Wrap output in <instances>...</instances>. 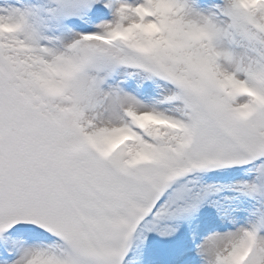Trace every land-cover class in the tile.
<instances>
[{"label":"snow or ice","instance_id":"snow-or-ice-1","mask_svg":"<svg viewBox=\"0 0 264 264\" xmlns=\"http://www.w3.org/2000/svg\"><path fill=\"white\" fill-rule=\"evenodd\" d=\"M0 264H264V0H0Z\"/></svg>","mask_w":264,"mask_h":264}]
</instances>
